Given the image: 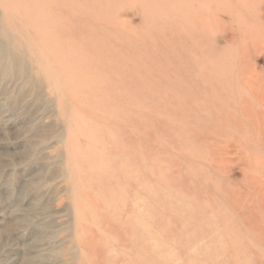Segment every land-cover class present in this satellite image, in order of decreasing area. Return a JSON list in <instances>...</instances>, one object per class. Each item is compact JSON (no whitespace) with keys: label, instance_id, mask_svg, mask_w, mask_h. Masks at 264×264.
Masks as SVG:
<instances>
[{"label":"rangeland","instance_id":"obj_1","mask_svg":"<svg viewBox=\"0 0 264 264\" xmlns=\"http://www.w3.org/2000/svg\"><path fill=\"white\" fill-rule=\"evenodd\" d=\"M0 264H264V0H0Z\"/></svg>","mask_w":264,"mask_h":264}]
</instances>
